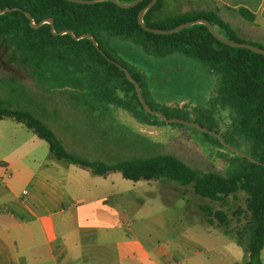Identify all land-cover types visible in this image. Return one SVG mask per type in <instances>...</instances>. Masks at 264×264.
<instances>
[{"label":"trees","instance_id":"obj_1","mask_svg":"<svg viewBox=\"0 0 264 264\" xmlns=\"http://www.w3.org/2000/svg\"><path fill=\"white\" fill-rule=\"evenodd\" d=\"M115 1L129 4L135 0ZM150 2L140 0L124 9L111 1L82 5L67 0H0V10L16 8L0 14V69L7 73H25L47 90L67 89L78 106L90 107L104 119L111 106L130 113L135 120L148 126H186L166 124L144 110L134 85L118 65L138 83L143 99L153 111L167 119L187 121L185 116H188L183 106H166L151 99L145 75L108 51L103 38L104 35L118 37L141 48L145 55L156 58L179 54L198 61L218 77L216 95L209 100L207 108H195L199 115L197 119H203L208 124L204 127L213 131L216 129L213 111H229L234 136L216 133L232 147L233 142L240 145L235 136L239 137L248 144L244 154L264 163V55L219 42L203 24L167 35L147 32L139 25L138 14ZM163 5L164 0H157L146 9L142 16L146 27L170 30L185 22L206 19L221 37L264 49L258 43L242 39L216 10L163 16ZM24 12L31 15L35 24L50 18L55 32L68 30L76 37L90 34L97 48L86 38L74 40L68 34L52 35L48 24L32 28ZM236 13L244 20L251 22L254 19L244 9H238ZM14 82L11 76L4 84L10 92L25 94L22 87L12 85ZM2 118L24 124L47 143L56 160L88 170L94 176L118 172L132 182L166 179L180 186H190L195 195L217 202L238 191L244 192L248 219L244 228L247 259L243 264H263L260 254L264 246V166L233 152V157L226 159L225 175L192 169L171 154L129 157L115 163L91 161L67 151L44 121L26 109H13L10 102L0 96ZM193 122L198 124L196 120ZM202 134L224 148L213 135ZM202 209L207 213L208 222L211 217L220 223L225 221L223 212L211 213L210 208L204 206Z\"/></svg>","mask_w":264,"mask_h":264},{"label":"rangeland","instance_id":"obj_2","mask_svg":"<svg viewBox=\"0 0 264 264\" xmlns=\"http://www.w3.org/2000/svg\"><path fill=\"white\" fill-rule=\"evenodd\" d=\"M211 8L212 6L200 0H164L162 15ZM223 18L229 21L232 27L239 29L242 39L256 42L264 47L262 27L244 24L239 19L225 14ZM103 40L106 49L115 57L135 66L145 75L151 99L166 106H183L188 112V116H185L187 121L196 120L203 127L208 125L203 119H197L199 115L195 108H207L209 100L216 95L218 77L210 73L205 66L179 54L164 58L148 56L141 48L118 37L104 35ZM11 76L15 80L12 85L22 87L25 94L21 91H9L4 82ZM0 96L10 102L13 109H26L54 129L69 152L91 161H95V157H101L68 135L66 120L70 122L71 119L65 120V118L70 116L68 110L78 105L72 100L67 89L47 90L25 73H7L0 69ZM113 108L115 118L123 126L121 144L117 149L116 158L110 159L107 155H103L104 160L101 161L115 163L129 157L171 154L192 169L225 175L228 165L226 159L233 157L232 152L210 142L199 129L187 125L148 126L135 120L130 113L120 108ZM213 114V122L216 125L213 131L234 136L229 111L217 109ZM6 122L14 124L12 119H6ZM76 128L80 131L81 124H77ZM124 128L131 133L127 134ZM23 130L27 132L26 129ZM235 137L240 145L233 142L234 148L246 152L248 144ZM73 167L81 170L76 166ZM117 174L122 181L116 184L121 194L112 197L111 201L114 205L120 204V209L127 216L128 221L122 222L124 230L129 229L140 236L146 244L160 245L187 260L198 258L194 253L198 249L196 244L200 243L201 255L198 259L201 264H214L212 261L214 243L221 244L222 248L235 243L243 253V261L240 264L246 261L244 228L248 211L247 195L244 192L238 191L217 202L195 195L190 186H180L166 179L152 180L150 184L142 183V187H138L132 181L123 179L119 173ZM130 200L142 209L141 213H136L137 210L133 209V205L126 206ZM203 206L210 208L211 213L223 212L225 221L220 223L211 217V222H208ZM146 211L150 213L147 219L143 217L148 215ZM221 234H226L233 240ZM198 236L201 240H197ZM178 255H176L177 259ZM260 255L264 264V246ZM186 264H190V261Z\"/></svg>","mask_w":264,"mask_h":264},{"label":"crops","instance_id":"obj_3","mask_svg":"<svg viewBox=\"0 0 264 264\" xmlns=\"http://www.w3.org/2000/svg\"><path fill=\"white\" fill-rule=\"evenodd\" d=\"M200 1L212 6L208 10H216L231 27L223 14L264 31V0ZM238 9L251 13L253 21L240 17ZM232 28L239 35V29ZM107 109L109 115L104 119L90 107H71L70 116L65 118L71 119L66 120L68 135L101 155L95 157L100 161L103 155L116 158L122 139V124L115 118L114 108ZM6 119L10 118L0 119V264H201L200 243L194 253L198 258L187 260L160 245L146 244L140 236L123 229L127 216L120 204L111 201L121 194L116 186L122 183L118 172L94 176L88 170H77L75 165L56 160L47 143L24 124L14 120V124H7ZM77 124H81L80 131ZM151 182L133 183L142 187V183ZM128 205L141 213L136 203L130 200ZM146 214L145 219L150 217L149 211ZM214 244V264L243 261L235 243L223 248Z\"/></svg>","mask_w":264,"mask_h":264},{"label":"water","instance_id":"obj_4","mask_svg":"<svg viewBox=\"0 0 264 264\" xmlns=\"http://www.w3.org/2000/svg\"><path fill=\"white\" fill-rule=\"evenodd\" d=\"M67 1L78 3V4H82V5L93 4V3H96V2H100V1H111V2L115 3L118 7L125 9V8H129V7H132V6L136 5L140 0H135L134 2L129 3V4L118 3L115 0H67ZM156 2H157V0H151V2L147 6H145L138 14V23L147 32H151V33H154V34H160V35H167V34L175 33V32H177V31H179L181 29H184V28L189 27V26L194 25V24H203L204 26L207 27V29L213 35V37L216 38L219 42H221V43H223L225 45H228V46L237 47V48H244V49L250 50V51H252L254 53H257V54H260V55H264V49H262V48H257V47H255L253 45L248 44V43L234 42V41H231V40H228L226 38L221 37L220 35H218L216 33V31L214 30L212 25L206 19H197V20H194V21L185 22V23L179 24L178 26H176V27H174V28H172L170 30H160V29H154V28L146 27L143 24L142 16H143L144 12L146 11V9L150 8L151 6H153ZM14 9H16V8H13V9L6 8V9H3V10H0V14H2L4 12H10V11H12ZM24 14L27 17V19L29 20V24H30V26L32 28H37V27H39L42 24H48L50 26V32H51L52 35L68 34L74 40H79L81 38H86V39L90 40L92 42V44L97 48L96 41L90 34H82V35L76 37L75 35H73L68 30L67 31H62V32H55L53 22H52V20L50 18L44 19V20L40 21L39 23L35 24L33 22L32 17H31V15L29 13L24 12ZM118 67L120 68V70H122L124 72L127 80L134 85L137 97H138L142 107L144 108V110L147 113L159 117V119L162 122L166 123V124L177 123V124L187 125V126H191V127L197 128V129H199L200 131H202L204 133L211 134L215 138H217L219 140V142L222 144V146L225 147L227 150L235 153L236 155H238L240 157L246 158L247 160H249V161H251V162H253V163L257 164V165L264 166V163L256 161L252 157L247 156L243 152L237 150L236 148H234L231 145H229L228 143H226L223 140V138L218 133H216L215 131L209 130V129H207V128H205V127H203V126H201V125H199L197 123H194V122L185 121V120L178 119V118L167 119L160 112L153 111L146 104L145 100L143 99L138 83L131 77V75L129 74V72L125 68H122L119 65H118Z\"/></svg>","mask_w":264,"mask_h":264}]
</instances>
